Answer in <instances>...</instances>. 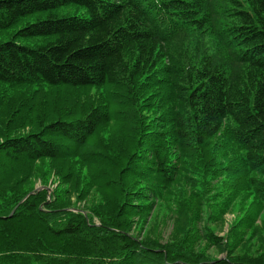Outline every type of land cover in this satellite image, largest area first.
Masks as SVG:
<instances>
[{
  "label": "trees",
  "instance_id": "1",
  "mask_svg": "<svg viewBox=\"0 0 264 264\" xmlns=\"http://www.w3.org/2000/svg\"><path fill=\"white\" fill-rule=\"evenodd\" d=\"M0 85V264H264L253 213L241 249L206 237L220 259L132 232L182 170L195 199L223 192L214 222L241 193L264 210V0H0ZM43 160L68 187H29Z\"/></svg>",
  "mask_w": 264,
  "mask_h": 264
},
{
  "label": "rangeland",
  "instance_id": "2",
  "mask_svg": "<svg viewBox=\"0 0 264 264\" xmlns=\"http://www.w3.org/2000/svg\"><path fill=\"white\" fill-rule=\"evenodd\" d=\"M61 13L65 15H76L86 17V11L83 8L77 7H66L60 10ZM34 19L33 17H31ZM36 41V40H35ZM39 41V40H38ZM32 93L35 95L43 96V99L47 102L53 96L55 92V88H51L44 85H38L34 87H30ZM14 89H10L7 86L0 85V104L8 101L9 97L12 95ZM62 96V94H61ZM16 97H12L10 100L11 103H14ZM28 100V99H27ZM3 116H6L8 112L5 108L1 110ZM116 125L113 124L110 126L109 131L115 132ZM37 171L34 173L32 177V183L29 179V187L34 188V192L36 189H47L48 194L55 190H59L60 188L64 189L68 187L67 184H64L61 181V176L57 174L58 167L55 165L52 166V163L49 160H43L37 163ZM176 167L182 168L180 165ZM185 172L181 171V177L173 187V199L172 202H160L154 201L150 206V211L148 216L146 217V221L143 226H138V231L133 229V233H139V239H143L146 236H149L155 240H158L160 244L165 245L169 243L171 240L176 238H186V242L191 245L192 241L195 245V250L198 252H203L209 258L220 259L226 257L228 254V250L225 248L241 249V246L238 241V235L243 231L242 228L239 230H234L236 224L240 221L241 217L246 213H253V217L256 219L255 226L260 228L261 231L264 232V210L258 212L257 215L255 213L258 210L256 205H252V197L247 196V193H241L239 195H235L230 198L229 205H224V210L221 213H217L219 219L217 222H214L211 214L214 213L216 208L213 199L215 197L220 196L223 192L219 194H214L212 189L210 192H207L205 195V200L201 201L199 199L194 198V190L196 188L194 185L184 180ZM220 178V177H219ZM219 178L213 180L212 183L216 184ZM199 186V185H198ZM213 188V187H212ZM232 189H228L231 191ZM246 191V190H244ZM177 192L179 196H177ZM227 192V191H226ZM247 196V197H246ZM181 204L183 206H178L176 202V198H183ZM228 198V199H229ZM236 198V199H235ZM69 201L71 202L72 207H79L81 209L88 208L87 205L96 204L101 201V196L99 191H94L89 194L87 199L78 200L77 195L71 194L68 196ZM222 200V199H221ZM227 200V199H226ZM248 209H250L248 211ZM87 210V209H86ZM211 210V211H210ZM87 215V212H84ZM216 220V219H215ZM213 233L216 239L223 242L222 247H218L214 242L207 240V236ZM251 231H247L245 233L246 240H252L255 242L257 239L261 237L260 234L255 235L251 234ZM225 239L229 240L226 241ZM231 242V243H230ZM228 243V246L226 245ZM253 246V244L251 243ZM243 250V249H242Z\"/></svg>",
  "mask_w": 264,
  "mask_h": 264
},
{
  "label": "water",
  "instance_id": "3",
  "mask_svg": "<svg viewBox=\"0 0 264 264\" xmlns=\"http://www.w3.org/2000/svg\"><path fill=\"white\" fill-rule=\"evenodd\" d=\"M34 193V192H33ZM12 214H13V212H12Z\"/></svg>",
  "mask_w": 264,
  "mask_h": 264
}]
</instances>
